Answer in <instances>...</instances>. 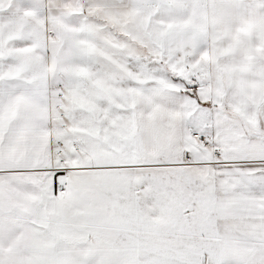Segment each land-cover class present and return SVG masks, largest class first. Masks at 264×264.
I'll list each match as a JSON object with an SVG mask.
<instances>
[{"label": "snow or ice", "instance_id": "snow-or-ice-1", "mask_svg": "<svg viewBox=\"0 0 264 264\" xmlns=\"http://www.w3.org/2000/svg\"><path fill=\"white\" fill-rule=\"evenodd\" d=\"M0 264H264V0H0Z\"/></svg>", "mask_w": 264, "mask_h": 264}]
</instances>
